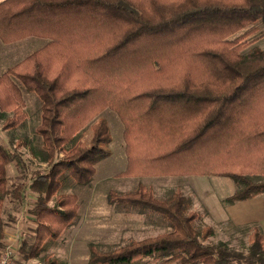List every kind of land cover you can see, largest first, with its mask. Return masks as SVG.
<instances>
[{
	"label": "trees",
	"instance_id": "obj_1",
	"mask_svg": "<svg viewBox=\"0 0 264 264\" xmlns=\"http://www.w3.org/2000/svg\"><path fill=\"white\" fill-rule=\"evenodd\" d=\"M257 23L264 24V0H1V43L46 39L0 73V111L10 113L3 129L26 118L22 89L40 101L35 133L46 168L9 190L6 165L14 162L24 180L26 166L0 142V255L9 194L20 201L25 190L37 194L32 242L20 247L25 258L76 217V195L58 190L66 177L89 182L110 154L106 108L123 124L126 164L116 176H226L237 184L228 203L264 192V51L244 53L237 36ZM88 124L89 139L74 141ZM108 200L154 212L171 228L109 251L92 248L88 264H264L259 228L246 254L205 242L213 229L197 232V212L186 211L180 190L164 201L140 184L109 191ZM45 264L56 260L48 255Z\"/></svg>",
	"mask_w": 264,
	"mask_h": 264
},
{
	"label": "rangeland",
	"instance_id": "obj_2",
	"mask_svg": "<svg viewBox=\"0 0 264 264\" xmlns=\"http://www.w3.org/2000/svg\"><path fill=\"white\" fill-rule=\"evenodd\" d=\"M255 27V31L247 32L244 29L237 34L243 44L244 53L252 51L255 47L264 51V24L257 23ZM20 44L0 42V73L34 50L33 47L25 45L19 52L13 53V49ZM8 50L9 56H2L6 55ZM20 88L22 89L21 86ZM22 93L26 118L20 125L7 130L3 129L4 118L10 116V113L0 111V142L11 151L20 154L27 174V179L24 180L14 162L7 164L6 175L9 190H12L18 183L28 181L33 171L46 168L42 140L35 133V127L40 120V101L33 92L22 89ZM100 116L107 121L110 127L111 141L108 144L110 154L96 163L95 172L89 182L78 184L70 177L64 178L58 193L76 195L77 215L57 238L47 239L44 242L37 256L25 258L20 251L23 241H25L26 248L32 242V228L36 223L30 210L36 202L37 194L25 190L22 201L14 197L13 193L5 197L2 210L5 247L2 252L10 251L9 264H45V257L48 255L55 258L56 264H88L92 248L98 251H109L130 241L155 236L170 230L169 221L154 212L139 207L124 208L109 202V191L119 193L133 191L140 184L150 188L154 197L164 201L170 200L175 191L180 190L187 202L186 211L197 212L198 216L193 223L197 232L199 233L205 226L213 229V234L205 242L213 245L223 242L229 250L246 254L250 231L257 227L264 235V225L259 220L239 225V223H228L221 219L228 213V206L240 204L242 208H246L249 205V203H243L242 200L233 203L225 201V198L237 189V184L229 177L116 176L126 164L123 124L118 115L109 108L104 109ZM89 137L88 124L76 133L73 140L87 141ZM260 197L264 199V192L251 198L256 199V202L260 201ZM250 213L251 211H247L240 217ZM262 215L264 217L263 207ZM256 216L260 218L261 213L257 211ZM157 262V259L146 258L115 264H156ZM169 264H180V262L173 261Z\"/></svg>",
	"mask_w": 264,
	"mask_h": 264
},
{
	"label": "crops",
	"instance_id": "obj_3",
	"mask_svg": "<svg viewBox=\"0 0 264 264\" xmlns=\"http://www.w3.org/2000/svg\"><path fill=\"white\" fill-rule=\"evenodd\" d=\"M1 1V0H0ZM46 42V39L41 38V37H36V36H28L26 38H23L21 40H18L16 42H12L9 44L13 43H21L17 47L13 49V53L19 52L21 49L24 48L26 45L27 47H33V49H37L41 47L44 43ZM2 56H9V50L7 51L6 55ZM256 199L253 200V198H249L244 201L243 203H249V205L246 208H242L240 204H232L231 206H228V213L222 217V220L227 221L228 223H254L257 222L258 220L262 222L264 225V217L262 215V207L264 208V199L260 197V201H256ZM257 206V207H256ZM247 211H251L250 214H246L243 217H240L242 213H245ZM257 211L261 213V217H257ZM264 236V235H263Z\"/></svg>",
	"mask_w": 264,
	"mask_h": 264
},
{
	"label": "built area",
	"instance_id": "obj_4",
	"mask_svg": "<svg viewBox=\"0 0 264 264\" xmlns=\"http://www.w3.org/2000/svg\"><path fill=\"white\" fill-rule=\"evenodd\" d=\"M10 251L5 250L0 256V264H9Z\"/></svg>",
	"mask_w": 264,
	"mask_h": 264
}]
</instances>
